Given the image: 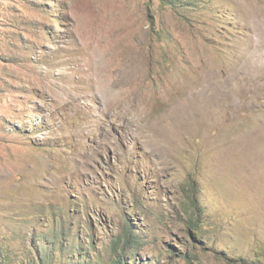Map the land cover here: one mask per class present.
Segmentation results:
<instances>
[{
  "label": "rangeland",
  "instance_id": "1",
  "mask_svg": "<svg viewBox=\"0 0 264 264\" xmlns=\"http://www.w3.org/2000/svg\"><path fill=\"white\" fill-rule=\"evenodd\" d=\"M263 159L264 0H0V264H264Z\"/></svg>",
  "mask_w": 264,
  "mask_h": 264
},
{
  "label": "trees",
  "instance_id": "2",
  "mask_svg": "<svg viewBox=\"0 0 264 264\" xmlns=\"http://www.w3.org/2000/svg\"><path fill=\"white\" fill-rule=\"evenodd\" d=\"M198 213H200V212L198 211ZM123 237H124L125 242L122 243L120 246V249L122 252H124L126 250V248H128L132 244V242L136 241V239H137L135 236H133L132 230L128 226L125 227ZM113 264H123V261L121 258H119V259H116L113 262Z\"/></svg>",
  "mask_w": 264,
  "mask_h": 264
},
{
  "label": "bare ground",
  "instance_id": "3",
  "mask_svg": "<svg viewBox=\"0 0 264 264\" xmlns=\"http://www.w3.org/2000/svg\"><path fill=\"white\" fill-rule=\"evenodd\" d=\"M200 86V85H199ZM217 105V104H216ZM193 108V106L191 105V104H188V106H187V110L186 111H190V109H192ZM260 127V126H259ZM263 129V128H262ZM256 130V129H255ZM253 132H255V131H253ZM258 132V131H257ZM247 136V135H246ZM245 136V137H246ZM252 136H253V134H252ZM255 136V135H254ZM251 139V138H250ZM238 141V140H237ZM261 145V144H260ZM258 147V146H257ZM225 154V153H224ZM259 156V155H258ZM263 157V156H262ZM259 158V157H258ZM264 160V159H263Z\"/></svg>",
  "mask_w": 264,
  "mask_h": 264
}]
</instances>
